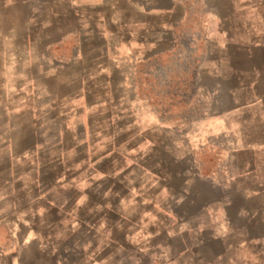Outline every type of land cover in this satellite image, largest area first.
I'll return each mask as SVG.
<instances>
[{
  "label": "crops",
  "instance_id": "0c3cea01",
  "mask_svg": "<svg viewBox=\"0 0 264 264\" xmlns=\"http://www.w3.org/2000/svg\"><path fill=\"white\" fill-rule=\"evenodd\" d=\"M179 47L182 126L127 90ZM0 264H264V0H0Z\"/></svg>",
  "mask_w": 264,
  "mask_h": 264
},
{
  "label": "rangeland",
  "instance_id": "374dc122",
  "mask_svg": "<svg viewBox=\"0 0 264 264\" xmlns=\"http://www.w3.org/2000/svg\"><path fill=\"white\" fill-rule=\"evenodd\" d=\"M193 10H196L194 6ZM193 22L195 23L197 20H193ZM198 60V53L192 54L180 47L162 50L155 56L150 55L149 58L139 62L128 71L133 82L127 86V90L134 91L144 107L155 110L166 121L175 122L178 126H182L187 120L196 121L200 116L196 84V63ZM97 88L99 87L97 86ZM95 93L93 101L97 106L104 108L110 105L109 101H114L109 94L99 91ZM99 117L102 116H97V118ZM99 129L98 137L106 133L103 132L105 125L102 124ZM71 133L65 132L66 137ZM191 134L196 163L201 168L203 175L210 174L216 166L213 156L219 151L215 147L205 146L199 131L193 129ZM151 138L152 136H149L147 139L151 140Z\"/></svg>",
  "mask_w": 264,
  "mask_h": 264
}]
</instances>
